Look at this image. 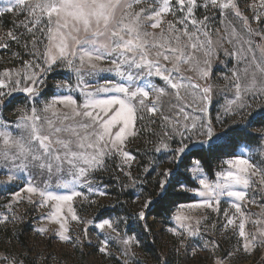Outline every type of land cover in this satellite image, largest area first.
<instances>
[{"label": "snow or ice", "instance_id": "obj_1", "mask_svg": "<svg viewBox=\"0 0 264 264\" xmlns=\"http://www.w3.org/2000/svg\"><path fill=\"white\" fill-rule=\"evenodd\" d=\"M248 10L251 17L241 10L239 0H7L0 16L23 15L18 27L24 31H7V39L0 37V49H7L8 41L20 43L23 37L30 59L22 68L6 69L0 76V106L7 107L5 101L11 103L9 98L17 92L26 94L30 103L17 110L14 126L0 118V168L7 173L2 183L11 186L23 180L24 185L12 193L0 224L23 222L16 206L26 202L48 208L39 219L55 227L35 228L31 241L22 242L26 250L0 256V264H65L54 246L90 248L113 257V245L122 246L123 264H129L135 256L133 247L141 243L139 236L150 231L146 213L172 196L180 199L188 193L200 199L178 205L171 200L177 206L169 216L174 225L167 230L175 238L172 250L185 249V264L205 251L212 264H229L233 257H251L264 250V219L246 207H264L260 204L264 130L259 152L246 143L243 151L222 161L214 180L207 178L197 159L189 169L198 182L194 188L171 168L159 171L155 184L137 197L142 201L138 209L126 217L87 220L73 206L76 198L88 199L78 189L92 192L96 187L99 196L107 195L93 177L108 170L109 162L132 187L138 182L151 184L150 179L133 176L141 150L129 145L137 139L143 138L153 154L170 156L175 165L190 160L189 144L195 138H203L197 144L213 141L214 136L219 141L218 126L224 128L228 119L251 114L253 102L264 101V0H253ZM221 55L232 67L217 78L214 65ZM59 68L72 73L75 83L70 82L72 77L62 79L53 85L61 92L41 104L48 76ZM104 74H114L118 80ZM97 78L105 82L94 86ZM217 79H223L232 98L225 97L222 110L213 117ZM260 107L264 109V104ZM149 165L143 169L147 177L160 168L155 160ZM225 197L231 199L234 211L223 212L221 233L231 230L238 240L220 257L215 255L220 248L217 239L205 238L206 213L219 215ZM201 212L204 215L194 214ZM72 222L81 226L78 233H73ZM249 223L254 231H246ZM88 225L99 229L95 243ZM211 228H216L215 221ZM169 243L161 238L162 247ZM157 260L172 264L164 256Z\"/></svg>", "mask_w": 264, "mask_h": 264}, {"label": "rangeland", "instance_id": "obj_2", "mask_svg": "<svg viewBox=\"0 0 264 264\" xmlns=\"http://www.w3.org/2000/svg\"><path fill=\"white\" fill-rule=\"evenodd\" d=\"M241 10L245 12L249 17L252 16V12L248 10V5L253 3V0H239ZM7 6V0H0V8ZM11 14L10 22L0 21V37L7 39L5 33L9 30H12L17 33H21L24 31L23 28L18 27L20 20L23 19V15ZM203 14V13H198ZM208 15H218L214 12L206 13ZM0 17H4L0 16ZM11 23V24H9ZM253 27H258V25H253ZM23 37L21 38V42L17 43L15 41H8L9 47L7 49H0V76L6 69H11L13 71L22 68L23 62L30 59L28 51L23 47ZM18 54V55H14ZM227 64V68L224 65ZM232 67L231 62L227 61L226 58L221 55L219 61L214 65V76L219 78L223 77L228 69ZM112 76L114 79L118 80L117 77H114V74H104ZM66 77H72L71 83H75V77L70 73L67 69L59 68L56 72L50 73L48 76L47 84L48 87L43 90V98L40 103L42 104L44 100H50L54 94H59L61 92L60 89H56L53 87L56 83L65 79ZM105 81L103 79L97 78L94 82V86L97 84H103ZM216 83L218 84L217 93L214 95V108L212 109V115L215 117L217 112L221 111V106L226 103L225 97L231 99V93L224 90V81L223 79H217ZM65 93L67 90H63ZM51 94V95H50ZM74 95H77L73 93ZM14 95H23L22 102L16 104L11 108V106L7 105L8 100L5 101L7 107L0 106V118H3L7 123L14 126L15 121L18 115V109L24 107L30 101L26 100V94L23 93H14ZM11 99V98H9ZM218 100L219 103H215ZM264 104V101H255L253 102V108L249 110L251 114L248 112L245 113L243 118L240 116H236L232 119H228L227 124L224 128L217 127L216 132L219 136L222 137L219 141L223 140L226 136L224 135L225 128H228V125L235 126L237 124H243L247 122V127L250 130V118L256 116L264 115V109H261L260 105ZM11 105V104H10ZM229 129V128H228ZM261 130L259 129H251L250 131L256 133L258 135V142L254 144L248 143L252 148H255L257 152H259V148L257 145L260 143V135ZM203 138H195L192 142H190V149L193 147H205L208 146L209 143L213 141H217L216 137H213V141H209L206 144H197L196 140ZM176 145L173 144V147ZM246 144H242L238 149L237 153L243 151L245 149ZM131 149L140 148V153L137 156V161L133 163L132 171L133 176H138L141 180L150 179L151 184H141L137 183L135 187H132L128 177L123 173H120L116 167L115 163L109 162L108 170L97 173L94 177L95 185L103 188L106 192V196H99L97 194V188L93 187L92 192H88L87 188L78 189L85 193L88 199L76 198L73 206L76 208L78 215L87 219V220H96L97 222L100 219H113L118 220L119 218L126 217L129 212H135L139 204L142 202L137 199V197L141 196V193H147V189L151 188L157 179H159V171L171 168L172 171H175L176 164H172L170 156H163L160 153L153 154L150 149L151 146L147 145L143 138H139L134 141L131 145H129ZM148 151V155H144V152ZM155 160L160 164V168L157 169L156 172H153L151 177H147L144 173L143 169L145 167H150L149 161ZM196 160H193L191 165L188 166L184 172L191 177V173L189 169L192 167ZM118 162V161H117ZM222 165V164H221ZM220 165V169H221ZM203 167V165H202ZM204 174L207 176L209 180H214L216 177H211L207 174L204 169ZM220 171V170H219ZM7 173L0 168V216L7 215L5 205L9 200L12 199V193L16 191H20L23 185V180L17 182L14 185H7L2 183L6 180ZM192 178V177H191ZM193 180V179H192ZM195 181V180H193ZM198 184L197 181H195ZM196 197V201L200 199V197L196 196L194 193H191ZM22 195H26L22 193ZM157 195L155 194V189L153 188V199L155 200ZM259 199V198H258ZM90 201H94V203H90ZM193 203V202H191ZM231 199L230 198H222L220 208L221 213L218 215L216 213L211 212V210L207 211L208 221L206 231L208 237H215L217 241L220 243V248L215 252L216 256L223 257L226 252L231 250L234 245L237 244L238 238L233 235L231 230L221 233V225L224 222L223 212L225 210H229L231 213L234 211L231 209ZM260 204H264V201H260ZM247 209L251 213L260 214V218L264 219V207L259 206V204H249L246 206ZM49 211L48 208H36L33 205H30L26 202H21L16 206V212L18 215H22L24 217L23 222H18L13 224L9 222L8 224H0V256L9 253H15L19 251H25L22 247V242L28 241L30 242L34 236V229L46 226V227H55V225L50 224V222L42 221L39 219L43 214H46ZM176 208L170 211L169 214L163 215L161 217H156L154 215L147 214V220L149 223L150 231L145 233L142 236H139L141 243L138 246L133 247V251L135 252V256L129 259V264H158V257L164 256L172 261V264H185L184 255L185 249H181L179 253H176L172 250L171 242L174 241V237L168 233V228L174 225V221L169 219L171 213L175 212ZM197 215H204L201 213H194ZM108 215V216H105ZM256 216H253L252 219H256ZM216 222V228L212 229V222ZM79 225L75 222H72V230L73 233H78L80 231ZM89 228V236L95 243L96 238L99 234V229L94 228L92 225H88ZM123 228V225H121ZM255 226L249 223L246 226V231H254ZM168 240L170 243L168 247H162L161 238ZM122 246L113 245L111 246V251L114 253L113 257H103L99 254H96L94 249L84 248L83 251L74 250L71 246H66L64 248H58L56 246L53 247L54 253L57 255L58 259H61L65 262V264H123V260L125 258L121 257L120 249ZM91 253V254H90ZM264 260V250H258L253 256L245 257L243 255L233 257L229 260V264H260V262ZM25 264H28V261H25ZM187 264H212L211 256L208 252H200L194 259L188 260Z\"/></svg>", "mask_w": 264, "mask_h": 264}, {"label": "trees", "instance_id": "obj_3", "mask_svg": "<svg viewBox=\"0 0 264 264\" xmlns=\"http://www.w3.org/2000/svg\"><path fill=\"white\" fill-rule=\"evenodd\" d=\"M10 17L11 14H5L4 17H0V21L10 22ZM22 98L23 95H14L10 99L11 103L7 102V105L13 108V106L22 102ZM249 122L251 124L250 126H252V128L250 127V130L253 128L261 129L264 127V115L252 117L250 118ZM233 129H235L236 131H233ZM250 130L248 129V127L245 128L243 124H237L235 126H231V128L228 129V134L223 140L216 141L215 143L211 142L208 146L205 147L191 148V151L189 153L190 160L182 159L181 161H179L175 165L176 168L173 174L180 176L182 180L188 183L189 187H196L197 184L195 183V181H193L192 178L184 172V170L191 165L193 160L199 159L207 174L211 177H215V174L220 170L222 161L228 159L234 152L237 153L242 144H254L258 142V135ZM156 199H158V196L156 197ZM171 200H177V205L187 204L194 202L196 200V197L191 193L186 194L183 198L180 199L172 196L169 199L161 202L158 206L151 207L150 213L156 217H161L163 215L169 214L170 211L177 206L173 205L171 203Z\"/></svg>", "mask_w": 264, "mask_h": 264}]
</instances>
